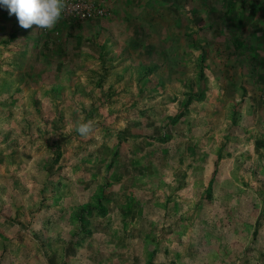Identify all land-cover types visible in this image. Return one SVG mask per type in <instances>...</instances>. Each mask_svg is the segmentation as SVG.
Here are the masks:
<instances>
[{
	"label": "rangeland",
	"instance_id": "obj_1",
	"mask_svg": "<svg viewBox=\"0 0 264 264\" xmlns=\"http://www.w3.org/2000/svg\"><path fill=\"white\" fill-rule=\"evenodd\" d=\"M87 1L0 5V264H264V0Z\"/></svg>",
	"mask_w": 264,
	"mask_h": 264
},
{
	"label": "clouds",
	"instance_id": "obj_2",
	"mask_svg": "<svg viewBox=\"0 0 264 264\" xmlns=\"http://www.w3.org/2000/svg\"><path fill=\"white\" fill-rule=\"evenodd\" d=\"M9 15H15L23 29L33 25L40 29L53 28L61 18L65 0H0ZM76 131L83 138H88L94 131L93 121L78 122Z\"/></svg>",
	"mask_w": 264,
	"mask_h": 264
},
{
	"label": "built area",
	"instance_id": "obj_3",
	"mask_svg": "<svg viewBox=\"0 0 264 264\" xmlns=\"http://www.w3.org/2000/svg\"><path fill=\"white\" fill-rule=\"evenodd\" d=\"M64 11L72 16L89 17L93 13H103L102 10L94 9L87 0H65Z\"/></svg>",
	"mask_w": 264,
	"mask_h": 264
},
{
	"label": "crops",
	"instance_id": "obj_4",
	"mask_svg": "<svg viewBox=\"0 0 264 264\" xmlns=\"http://www.w3.org/2000/svg\"><path fill=\"white\" fill-rule=\"evenodd\" d=\"M115 1V0H114ZM110 2V1H109ZM109 2H107V4H109ZM109 7H110V4H109Z\"/></svg>",
	"mask_w": 264,
	"mask_h": 264
}]
</instances>
